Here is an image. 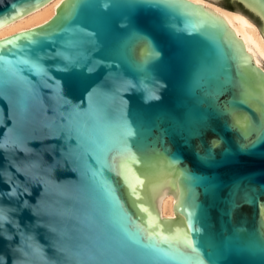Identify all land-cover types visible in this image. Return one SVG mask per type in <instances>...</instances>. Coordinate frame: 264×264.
<instances>
[{
  "label": "water",
  "instance_id": "obj_1",
  "mask_svg": "<svg viewBox=\"0 0 264 264\" xmlns=\"http://www.w3.org/2000/svg\"><path fill=\"white\" fill-rule=\"evenodd\" d=\"M50 1L0 0V27ZM209 3L264 39V0ZM0 264H264V68L222 17L61 0L0 39Z\"/></svg>",
  "mask_w": 264,
  "mask_h": 264
},
{
  "label": "bare ground",
  "instance_id": "obj_2",
  "mask_svg": "<svg viewBox=\"0 0 264 264\" xmlns=\"http://www.w3.org/2000/svg\"><path fill=\"white\" fill-rule=\"evenodd\" d=\"M60 1L51 0L46 5L33 10L31 14L28 13L20 19L0 27V39L45 23L53 16L54 10ZM194 3L201 4L222 17L242 41L246 52L250 54L253 62L260 68H264V39L252 19L243 16L239 12L226 10L219 4L209 3V0H194ZM175 196L157 199L156 211L160 218H174L173 205Z\"/></svg>",
  "mask_w": 264,
  "mask_h": 264
},
{
  "label": "snow or ice",
  "instance_id": "obj_3",
  "mask_svg": "<svg viewBox=\"0 0 264 264\" xmlns=\"http://www.w3.org/2000/svg\"><path fill=\"white\" fill-rule=\"evenodd\" d=\"M133 36L135 38V41H139V40L143 39V37L139 33H133ZM123 47H124V50L130 56H133L134 55V52H133V41H129L127 43H124L123 44ZM158 55H159V53H157L155 51L153 52V56H158ZM73 66L79 67V62H71L70 61L68 64L65 65V70H69ZM87 70H88V72H91L92 71L91 68H88ZM125 125L127 127V122H125ZM126 135L128 137H133L134 134H133V131H132L131 127H127ZM3 219H7V216H4Z\"/></svg>",
  "mask_w": 264,
  "mask_h": 264
},
{
  "label": "trees",
  "instance_id": "obj_4",
  "mask_svg": "<svg viewBox=\"0 0 264 264\" xmlns=\"http://www.w3.org/2000/svg\"><path fill=\"white\" fill-rule=\"evenodd\" d=\"M225 8H227V9H229V10H232L231 8H229V7H225Z\"/></svg>",
  "mask_w": 264,
  "mask_h": 264
},
{
  "label": "rangeland",
  "instance_id": "obj_5",
  "mask_svg": "<svg viewBox=\"0 0 264 264\" xmlns=\"http://www.w3.org/2000/svg\"><path fill=\"white\" fill-rule=\"evenodd\" d=\"M221 5V4H220Z\"/></svg>",
  "mask_w": 264,
  "mask_h": 264
}]
</instances>
